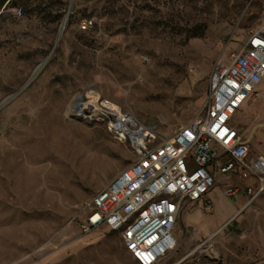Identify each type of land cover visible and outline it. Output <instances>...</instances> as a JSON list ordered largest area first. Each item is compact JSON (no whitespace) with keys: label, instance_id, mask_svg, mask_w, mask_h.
<instances>
[{"label":"rangeland","instance_id":"obj_1","mask_svg":"<svg viewBox=\"0 0 264 264\" xmlns=\"http://www.w3.org/2000/svg\"><path fill=\"white\" fill-rule=\"evenodd\" d=\"M24 2L0 12V264H137L118 233L80 225L138 156L74 105L104 98L164 143L203 107L213 68L264 24V0ZM254 121L264 134L262 111ZM250 144V157L264 149L255 134ZM251 185L219 174L204 201L184 205L158 264H264V194L250 203Z\"/></svg>","mask_w":264,"mask_h":264},{"label":"built area","instance_id":"obj_2","mask_svg":"<svg viewBox=\"0 0 264 264\" xmlns=\"http://www.w3.org/2000/svg\"><path fill=\"white\" fill-rule=\"evenodd\" d=\"M82 26L86 29L88 22ZM263 81L264 24L251 31L228 67L213 68L203 107L160 145L151 127L118 106L100 97L88 104L80 96L72 114L107 120L109 132L120 142L131 141L138 156L86 206L90 213L80 225L82 234L105 226L121 236L137 264H158L176 248L174 230L184 205L204 201L219 174L252 180L245 190L250 203L263 196L264 158H251L250 145L231 126L233 116ZM240 193L238 186H230L226 196L237 198ZM205 202L211 211L210 202Z\"/></svg>","mask_w":264,"mask_h":264},{"label":"crops","instance_id":"obj_3","mask_svg":"<svg viewBox=\"0 0 264 264\" xmlns=\"http://www.w3.org/2000/svg\"><path fill=\"white\" fill-rule=\"evenodd\" d=\"M255 95L250 96L243 104L241 109L233 116L231 119V126L240 132L243 139L248 142L249 146V154L251 156L252 149L250 144V136L255 134L263 144H261V147H264V134L260 133L258 130V125L255 124L254 120L257 118L258 114L262 113L264 114V81L261 82L255 90ZM238 118H240V124L236 125V120L238 121ZM263 157L264 158V149L262 152L257 155L253 156L251 158H258ZM182 211L179 215L180 218H178V222L180 221ZM177 222V223H178Z\"/></svg>","mask_w":264,"mask_h":264},{"label":"trees","instance_id":"obj_4","mask_svg":"<svg viewBox=\"0 0 264 264\" xmlns=\"http://www.w3.org/2000/svg\"><path fill=\"white\" fill-rule=\"evenodd\" d=\"M18 2H19V6L21 8H26L28 7V2L25 3L24 0H0V12L3 10V8L6 6L11 4V6H18ZM69 18H71V14L69 15ZM112 232V231H111ZM113 233V232H112ZM115 233V232H114ZM136 262V260H135Z\"/></svg>","mask_w":264,"mask_h":264},{"label":"bare ground","instance_id":"obj_5","mask_svg":"<svg viewBox=\"0 0 264 264\" xmlns=\"http://www.w3.org/2000/svg\"><path fill=\"white\" fill-rule=\"evenodd\" d=\"M65 23V22H64ZM64 29H65V24L61 27V30H60V34L62 35V33L64 32ZM60 35V36H61ZM44 65L42 67L39 68V70L36 72L35 76L43 69ZM81 104V102H80ZM85 104H82V106H84Z\"/></svg>","mask_w":264,"mask_h":264},{"label":"water","instance_id":"obj_6","mask_svg":"<svg viewBox=\"0 0 264 264\" xmlns=\"http://www.w3.org/2000/svg\"><path fill=\"white\" fill-rule=\"evenodd\" d=\"M79 99H77V101H78ZM77 103V102H76ZM76 108V104L74 105V109ZM72 116H74V117H76L75 115H72Z\"/></svg>","mask_w":264,"mask_h":264}]
</instances>
